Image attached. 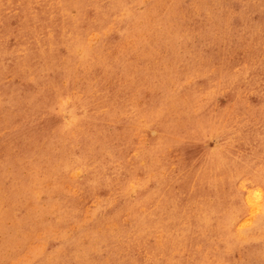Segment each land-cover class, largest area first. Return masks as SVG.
<instances>
[{"label":"rangeland","instance_id":"374dc122","mask_svg":"<svg viewBox=\"0 0 264 264\" xmlns=\"http://www.w3.org/2000/svg\"><path fill=\"white\" fill-rule=\"evenodd\" d=\"M0 264H264V0H0Z\"/></svg>","mask_w":264,"mask_h":264},{"label":"bare ground","instance_id":"6f19581e","mask_svg":"<svg viewBox=\"0 0 264 264\" xmlns=\"http://www.w3.org/2000/svg\"><path fill=\"white\" fill-rule=\"evenodd\" d=\"M249 201H250V203H251L253 206L256 207L257 203H256V201H255L254 199H250ZM255 207H254V208H255ZM110 242H111V241H110Z\"/></svg>","mask_w":264,"mask_h":264}]
</instances>
